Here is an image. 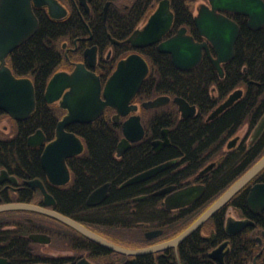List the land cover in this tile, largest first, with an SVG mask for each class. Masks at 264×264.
<instances>
[{
	"label": "flooded vegetation",
	"instance_id": "1",
	"mask_svg": "<svg viewBox=\"0 0 264 264\" xmlns=\"http://www.w3.org/2000/svg\"><path fill=\"white\" fill-rule=\"evenodd\" d=\"M41 1L29 0L30 11L37 20L35 32L6 53L5 65L15 77L31 79L29 76L16 75L9 59L14 50L30 40L38 30L41 21H43L60 22L66 25L63 31L60 32V37L62 38L59 42V51L63 59L55 72L65 71L70 73L77 64H83L86 69L96 73L100 77L101 84L104 85L106 79L115 70L120 60L132 54H137L148 65V72L143 80L144 82L151 70L145 52L153 48L168 58L171 63L170 68L168 67L170 72H190L196 69L200 62L206 58L211 63L219 79H223L224 84L222 87L223 89L226 88V92L222 98H219L218 88H216L215 83L208 86L207 91L210 96L208 101L211 104L214 103V105L208 108L204 116L200 114V106L197 103H190L179 95L163 93L151 98L140 99L138 94L142 87V82L138 92L129 102L130 106H136L135 109L130 110L125 116H120L116 121L113 119L116 113L114 108L107 107L103 112L109 111L111 120L116 124L119 123L122 133L121 138L123 136L121 124L127 117L131 115L140 116L144 129V136L141 138L143 139L147 135L144 122L147 121L148 116L160 113L157 117H161L165 107L170 104L175 105L178 119H191L194 128L213 123L221 116L226 115L240 102L244 103L245 101L244 105L246 106H244L242 115L235 123L228 121L216 136L206 142L205 147L200 149V153H197V151L192 153L191 176L180 179L178 182L166 183L151 194L153 198L159 201L160 207L163 208L159 213H154L158 223L153 226L148 224L146 217L145 220L136 221L134 225H131L129 217L132 213H135L134 209H130L128 214H121L123 223H109L101 221L99 218L94 219L92 216L97 214L94 211L87 213H75L72 211L71 214L59 211L57 209L58 198L66 195L65 192L72 187L71 183L73 182L68 159L80 155L84 151L85 146L81 153L65 160L70 177L65 180L58 179L57 182H54L48 177L42 167L41 155L45 145L54 139L55 130L54 137L49 139L41 128H36L27 136L26 144L29 147L28 149L38 152V172L30 174L20 168V166L24 167L20 163H4L1 160L2 154L0 153V264H227L226 256L230 252L231 241L234 237L238 241L240 256L244 261L243 264H264V164L223 206L198 228L191 231L182 240L173 242L220 196L264 158V80H261L262 78L260 80L246 79L242 72H239L237 74L240 76L237 79L234 78L233 82H229L237 72H232L234 68L232 63L238 37L234 44V56L221 62L222 74L215 68L205 50H203L202 58L198 64L189 69H182L173 64L172 56L169 52L158 50V44L173 36L182 26L186 27L187 33L192 35L194 40L203 42L206 39L198 33L195 24L196 37L186 25L175 27L176 14L181 16L182 19V17L186 16V12L178 11L171 0H168V8L172 13L170 27L157 42L145 46H136L128 39L134 32L144 27L149 17L158 8L161 0H55L59 8L54 6L50 8L48 4H43ZM202 3L209 4L208 0H195L193 12L192 1L187 3L188 6H191L190 11H188L191 20L193 13V22L197 9ZM53 13L59 16H54ZM225 14L231 19H233L231 16L237 18L243 16L233 12H225ZM245 21L247 24L246 17ZM236 23L239 25L238 22ZM26 28H29V26ZM208 47L210 54L216 57V53L209 42ZM91 48H94L95 53V58H92V60L86 55V51ZM162 69L166 71V67H157L156 70L162 71ZM242 71L246 72V67H243ZM106 72H109V75L102 79V75ZM31 81L34 87L35 106L27 118L18 120L0 108V152L4 148L3 142L13 139L19 130L21 122L27 120L36 110L38 99L33 80L31 79ZM45 89L42 100L46 106L61 110L62 114L58 118V122L66 114L67 110L60 105L61 98L52 102L47 101L44 98ZM248 89L252 97L246 99L245 96ZM235 91H239L240 95L222 112L213 118H209V115L216 107L227 100ZM159 96L168 97L169 99L154 107H145L143 105L144 102ZM175 97H181L190 106H194V113L185 117L182 116L178 104L174 102ZM209 102L207 103L209 104ZM208 104L207 107L209 106ZM67 127L66 130H68ZM39 129L45 137L44 142L39 145H29L27 142L28 137ZM171 130V126H163L160 128L159 135L150 140L151 150L154 153H160L171 145ZM164 131H166L165 135ZM165 140L168 142L163 144ZM154 143L159 146L157 150L153 149ZM195 144L196 142L192 145V149L195 148ZM170 160H174V163L167 168L150 178L132 184L147 183L155 180L157 176L176 166L180 162L181 157H167L150 167ZM197 165L200 166L197 168ZM218 179L222 180V187L224 186V188L218 190L220 187L218 186L212 192L207 193L209 185H214V182L216 184ZM106 183H109L107 195L98 203L89 205L87 198L92 190L86 198L88 207L97 209L105 203L110 190V182ZM122 184L120 187H123ZM167 186H173L170 192L187 186H202L203 192L184 205L169 208L166 206L165 200L170 195V192L155 193ZM147 196L148 194L143 193L131 197L130 200L140 203ZM50 200H53V202L45 204V201ZM23 203L38 205L69 216L104 237L114 247H106L94 242L73 227L48 214L28 208H2L10 204ZM204 203L205 207L202 206ZM201 206L204 209L192 221V215ZM219 213H222L223 216L222 230L215 226L213 222V217ZM230 218L244 221V224L241 227L232 228L233 231H229L227 223ZM143 249L149 250L141 253L134 252Z\"/></svg>",
	"mask_w": 264,
	"mask_h": 264
},
{
	"label": "trees",
	"instance_id": "2",
	"mask_svg": "<svg viewBox=\"0 0 264 264\" xmlns=\"http://www.w3.org/2000/svg\"><path fill=\"white\" fill-rule=\"evenodd\" d=\"M189 1H192L193 12L195 0H171L178 11L186 12V16L182 19L176 14L175 27L186 25L196 37L193 13L192 20L189 15L191 9V6L189 5V7L187 4ZM231 17L239 23L240 32L232 63L234 66L232 72H237L229 82H233L234 78L237 79L240 76L237 74L239 72H242L246 79L260 80L262 78L261 80H264V26L258 30H251L247 27L245 17ZM65 26L60 22L41 21L36 33L30 40L14 50L9 59L16 75L29 76L33 80L38 101L36 110L27 120L21 122L15 137L3 142L4 148L0 152L1 160L7 164L20 163L24 166H20V168L30 174L39 171L38 152L28 149L27 136L36 128H41L49 139L53 138L56 122L62 114L61 110L46 106L42 95L48 79L57 70L63 59L59 51V42L62 38L60 32ZM145 54L151 70L138 94L140 99L151 98L163 93L179 95L190 103H197L200 106V114L204 116L208 108L214 105L208 101L210 99L207 91L208 86L215 83L219 98H222L226 92V88L222 87L223 79H219L206 58L190 72H170L168 67L171 66V63L168 58L153 48L148 49ZM157 67H166V71L164 69L157 71ZM243 67H246V72L242 71ZM108 75L109 72L104 73L102 79ZM248 97H252L249 89L245 98ZM244 104L245 101L236 104L226 115L199 128L192 126L191 119H178L175 105L170 104L165 107L161 117H157L160 113L148 116L147 121L144 122L147 135L134 142L122 156L116 155L117 144L122 135L120 125L111 120L109 111L89 123L70 124L67 129L83 140L85 149L80 155L68 159L73 179L72 187L65 192V196L58 198L57 209L67 214H71L72 211L75 213L94 211L97 214L92 218H99L101 221L109 223H123L121 214H128L130 209H134L135 213H130L129 217L131 225H134L136 221L145 220V217L150 226L157 225L158 219L155 218L154 213H159L163 208L151 194L166 183L178 182L180 179L191 176L192 153L196 151L200 153V149L205 147L206 142L216 136L228 121L235 123L243 113L244 106H246ZM163 126L172 127L171 145L160 153H154L151 150L150 140L159 135L160 128ZM195 142V148L192 149ZM176 156L181 157L180 162L157 176L155 180L120 187L126 179L160 162L161 159ZM199 166L197 165V168ZM106 182H110V190L105 203L97 209L88 207L86 198L89 193ZM213 184L209 185L207 193L212 192L218 186H220L218 190L224 188L221 179H218L217 185L215 182ZM143 193L148 196L140 203L130 200L131 197ZM205 203L202 206L205 207ZM202 206L192 215V221L202 212L204 209ZM213 222L222 230V213L215 215ZM237 242L236 237L231 241L230 252L226 256L227 264L244 263Z\"/></svg>",
	"mask_w": 264,
	"mask_h": 264
},
{
	"label": "water",
	"instance_id": "3",
	"mask_svg": "<svg viewBox=\"0 0 264 264\" xmlns=\"http://www.w3.org/2000/svg\"><path fill=\"white\" fill-rule=\"evenodd\" d=\"M209 4L202 3L194 16V24L200 35L206 40L198 42L187 33L186 27H180L177 32L158 44L157 48L162 52H169L175 66L189 69L201 60L203 50L210 57L215 68L222 74L221 62L234 56V44L239 35V25L225 12H233L247 18V25L251 29H260L264 26V1L263 0H208ZM50 8H59L55 0H42ZM54 16H59L53 13ZM172 13L168 8V0H161L158 8L149 17L141 30L134 32L129 41L136 46H145L157 42L162 34L170 27ZM29 26V28H26ZM37 20L30 11L29 0H0V108L12 117L21 120L27 118L35 106L34 87L31 79L27 77H15L5 65L6 53L28 36L35 32ZM208 42L212 45L216 57L210 54ZM86 55L95 58L94 48L86 51ZM148 65L145 60L132 54L120 60L113 72L101 84L100 77L85 68L83 64H77L70 73L65 71L55 72L47 82L44 98L52 102L61 98L60 105L67 110L66 114L57 122L55 137L49 141L41 155V164L48 177L57 182L70 177L66 158L79 154L84 149L82 139L74 132L66 130V127L74 122L88 123L100 116L107 107L116 110L113 119L125 116L136 106H130V100L138 92L146 74ZM239 91L232 93L227 100L222 102L209 115L215 117L229 106L238 96ZM169 98L159 96L153 100L144 102L145 107H154L166 102ZM174 102L182 116L194 113L195 107L188 102L175 97ZM123 136L117 144V155H122L132 142L140 140L144 136V129L139 115H131L122 121ZM164 131V135H165ZM44 135L39 129L27 139L29 145H39L44 142ZM168 141L165 140L163 144ZM156 143L153 149L157 150ZM174 160L150 167L141 171L123 182L122 186L139 182L150 178L161 170L167 168ZM264 164V158L254 166L245 176L239 179L229 190L220 196L207 210H205L181 235L173 242L182 240L191 231L198 228L204 221L214 214L224 203ZM42 186V185H41ZM109 183L93 190L87 198V203H98L107 195ZM173 186L164 187L155 193H168ZM203 192L202 186H187L174 192L166 198V206L176 207L184 205ZM140 198V197H138ZM45 201V204L52 203ZM28 208L44 214H48L73 227L90 240L106 247H114L108 240L94 232L84 224L74 220L55 210L32 204H10L2 208ZM246 222V221H245ZM244 221L230 218L227 223L228 230L241 227ZM233 231V230H232ZM149 249L137 250L135 253L145 252ZM222 260V258H220Z\"/></svg>",
	"mask_w": 264,
	"mask_h": 264
},
{
	"label": "rangeland",
	"instance_id": "4",
	"mask_svg": "<svg viewBox=\"0 0 264 264\" xmlns=\"http://www.w3.org/2000/svg\"><path fill=\"white\" fill-rule=\"evenodd\" d=\"M196 3H197V1H196Z\"/></svg>",
	"mask_w": 264,
	"mask_h": 264
}]
</instances>
